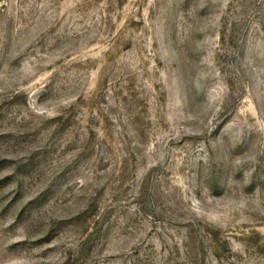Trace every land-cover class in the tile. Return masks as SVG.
Segmentation results:
<instances>
[{
  "label": "rangeland",
  "instance_id": "1",
  "mask_svg": "<svg viewBox=\"0 0 264 264\" xmlns=\"http://www.w3.org/2000/svg\"><path fill=\"white\" fill-rule=\"evenodd\" d=\"M0 264H264V0H0Z\"/></svg>",
  "mask_w": 264,
  "mask_h": 264
}]
</instances>
